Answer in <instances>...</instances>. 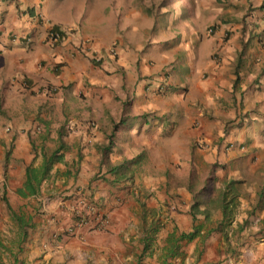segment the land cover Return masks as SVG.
Wrapping results in <instances>:
<instances>
[{"label":"crops","instance_id":"1","mask_svg":"<svg viewBox=\"0 0 264 264\" xmlns=\"http://www.w3.org/2000/svg\"><path fill=\"white\" fill-rule=\"evenodd\" d=\"M194 1L184 30L157 31L160 42L132 55L88 38L137 32L138 0L84 12L69 0H0V20L12 21L0 54L17 68L0 94V264H264V141L244 146L254 130L225 127L237 115L264 128V0ZM200 15L215 18L206 32ZM18 41L26 47H7ZM124 159L128 169L109 171ZM229 178L246 192L220 223ZM73 209L87 223L71 234Z\"/></svg>","mask_w":264,"mask_h":264},{"label":"rangeland","instance_id":"2","mask_svg":"<svg viewBox=\"0 0 264 264\" xmlns=\"http://www.w3.org/2000/svg\"><path fill=\"white\" fill-rule=\"evenodd\" d=\"M72 3H76V8H79L82 10L81 12H84L86 9H92V10H99V5L101 1L103 0H69ZM100 2V3H99ZM88 6V7H87ZM135 7V8H134ZM133 10H140L144 16H138V23L139 27L137 32H131V29L126 24L125 27L122 28L123 33L121 34V38L117 39H107V37L104 35L101 38H97L94 35V37H89L88 40L91 42H101V43H109V48H112L116 50V48H122L128 52L132 53H139L144 51L147 47H149L153 41H161V37L158 38V33H170V31L178 32L184 30V23L188 22L191 23V20L193 19V14L195 10L198 8L197 4L194 0H138V6L134 4ZM124 11L130 10L131 8H127V6L121 7ZM200 19L204 20L207 19L208 22L206 23V27L204 28V32L206 30L208 31V27L215 22V18L213 16L211 17H204L200 15ZM178 19H181L184 21H180ZM93 21V20H91ZM212 23H209V22ZM11 20H7V24H5V20H0L1 26L3 25V28H0V46H3V36L2 32L6 31L12 24ZM171 22V23H170ZM208 24V25H207ZM95 25V23L91 22L88 24L89 28L91 26ZM7 26V27H6ZM5 28V30H4ZM10 34V33H9ZM157 36V37H156ZM16 39V34L10 35L9 41H12V39ZM157 38V39H155ZM168 40V39H167ZM176 40V39H175ZM180 39L177 38V41ZM169 41V40H168ZM15 46V48H25L26 44L18 41L15 45L8 44L7 47ZM1 52V51H0ZM133 55V54H132ZM114 59L116 58V54L113 55ZM17 68L15 66H11L10 64H7L4 61L3 56L0 54V94L3 95L1 91V84L4 82L3 80L15 78V72ZM1 111V110H0ZM9 119L5 118L3 114L0 113V127L4 129L8 124ZM237 122V123H236ZM243 122H245L246 125L243 126ZM262 120H248L247 122L245 120H242L237 115L234 118L228 119L226 121L225 127L228 129H231L232 127H235L240 129L241 132L243 129L241 127L250 128L251 130H254V135H245L244 136V146H248L251 142L254 141L255 136V142L256 141H264V135L260 134V131L262 133V130L264 128L261 127ZM260 130V131H259ZM257 159L252 158L251 162H256ZM259 169V168H257ZM257 171V170H256ZM264 172V169H263ZM257 174V173H256ZM205 175H208L207 172ZM257 179L259 177L257 176ZM239 181L237 189L238 193L240 191H245V185L240 183ZM264 184V181L262 185ZM200 185V184H199ZM264 186V185H263ZM261 187V186H260ZM246 192V191H245Z\"/></svg>","mask_w":264,"mask_h":264},{"label":"trees","instance_id":"3","mask_svg":"<svg viewBox=\"0 0 264 264\" xmlns=\"http://www.w3.org/2000/svg\"><path fill=\"white\" fill-rule=\"evenodd\" d=\"M53 30V29H52ZM93 59V58H91ZM97 63V62H96ZM118 123L113 124L112 132L107 136L108 141L105 144L104 149L109 150L111 147L112 143V137H113V132L116 130ZM133 161V159H124L121 163L119 164H112L109 168V171L113 173H118L120 170H126L129 168L130 163ZM215 166L209 168L207 170V174L205 178H203V184L201 186V189L196 191V194H193L192 197V202L190 204V214L193 219H195V214L198 212V206L199 203L201 202L199 198V191H203V189H206V191H210V185H209V180L210 177L212 176L213 170ZM239 181L233 178H229L224 181V184L221 188L218 189V199L216 200V203L219 204L222 208L223 212V217L220 223L223 222H230L234 216L236 207L238 205V186ZM196 229L192 230L191 232L188 233H182L181 237L183 238H191L195 234Z\"/></svg>","mask_w":264,"mask_h":264},{"label":"built area","instance_id":"4","mask_svg":"<svg viewBox=\"0 0 264 264\" xmlns=\"http://www.w3.org/2000/svg\"><path fill=\"white\" fill-rule=\"evenodd\" d=\"M48 39L51 43H55L56 41L58 42V40L60 39V36L58 33H55L53 31H51L48 34ZM113 50H111L112 52ZM48 91H53L52 88H48ZM89 208L92 210H95L94 206L92 205H88ZM72 214H73V218L74 221L72 223V225L68 228V232L73 234L75 232V230L79 227L84 226L87 223V214L80 209H73L72 210ZM95 218H97V225H104L106 223V216L104 214H100L97 209H96V214H95Z\"/></svg>","mask_w":264,"mask_h":264}]
</instances>
